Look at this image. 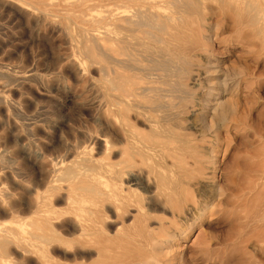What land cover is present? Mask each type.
I'll return each mask as SVG.
<instances>
[{
	"label": "rangeland",
	"instance_id": "rangeland-1",
	"mask_svg": "<svg viewBox=\"0 0 264 264\" xmlns=\"http://www.w3.org/2000/svg\"><path fill=\"white\" fill-rule=\"evenodd\" d=\"M140 2L0 0V234L3 232L5 236L8 253L1 264L47 263V249L31 245L25 222L32 215L28 207L30 198L36 190H44L43 183L57 180L56 184L66 186L72 178L70 172L81 176L98 163H108L99 177L102 183L112 187L116 171L119 180L116 186L124 191L129 188L130 191L122 193L140 200V214H146V228L155 229L161 223L171 225L176 236L173 245L165 248L161 264H264V38L253 37L246 21L250 13L254 14L253 6L264 4V0H244L235 14L223 12L216 0H200L199 16L194 14L196 22L192 29L186 30L190 36L187 49L192 48L190 54L197 51V57L193 55V60L182 70L179 62L167 67L163 77L162 71L150 68L151 59H146L141 49L131 48L141 67L127 72L136 74L140 88L127 100V119L131 117L133 121L129 118V123L146 137L151 130L161 127L175 131L179 139L186 141L180 152L164 147L161 151L157 145H145V149V143L127 145L118 131L119 118L114 115V90L106 94L101 90L105 79L114 78V60L108 57L114 56L113 31L117 34H130V31L123 29L127 23L121 29L112 21L93 22L89 20L90 12L98 11L101 17L106 9L120 6L119 11L122 8L134 15L131 5L144 3V9L158 12L159 20L171 25H183V18L188 17L183 9L172 5L173 0ZM104 24L112 30L113 39H104L102 44L113 51L100 50L106 57L96 55L95 61L90 60L83 50L91 44L88 34ZM66 31L72 37L66 38ZM207 48L210 63L201 52ZM208 91L221 93L216 95L218 110L205 105ZM66 169L72 170L66 172ZM158 174L176 182L179 189L176 188L173 201L163 202L152 194ZM45 176L48 181L44 180ZM65 194L58 193L52 198L56 209L64 208ZM109 202L102 207V214L106 228L111 231L115 228L113 219L123 211H115V199L114 206ZM130 212L132 217L124 216L125 225L135 215V211ZM121 221L123 218L118 217L117 222ZM74 225L68 231L75 229ZM72 232L75 236L76 232ZM60 251H65L68 258L63 263L80 262L71 259L76 252L73 247H62ZM90 253L89 260L79 264L94 260L95 251Z\"/></svg>",
	"mask_w": 264,
	"mask_h": 264
},
{
	"label": "bare ground",
	"instance_id": "bare-ground-1",
	"mask_svg": "<svg viewBox=\"0 0 264 264\" xmlns=\"http://www.w3.org/2000/svg\"><path fill=\"white\" fill-rule=\"evenodd\" d=\"M94 1H97V0H94ZM127 1L128 0H126V2ZM138 1L140 2V0H138ZM199 1L200 0H173L172 5L174 4L176 6V8H178V9H183L186 12V13L184 12V16L188 14L187 18H183V20H184L183 21V25H181V24L180 25H174V24L171 25L172 23L169 24V23H166L165 21H163L162 19L159 20V17H158L159 13L155 12V11H148V10H150L148 8L144 9L145 6H146L144 3L143 4H139V3H135L134 4L133 3V5H131L135 9L134 15H130L129 13H127L128 11L126 12V10H121L122 8L119 11L118 8L120 6L117 7V8L115 7L116 9H114L112 7L109 8V9H106L105 10V12H106L105 15L101 16V17L99 16L98 13H96L98 11H96V12L92 11V12L89 13V18H90L89 20H91L93 22L99 21L101 19L108 20V21H112L111 23L114 22L115 25L117 24V27H119L121 29H122L121 26H124L123 23H125V24L127 23V26H125L123 29L125 31H127V29L130 31V34H128V33H119V34H117V33H115V31H113L114 32V51H113V48H109L106 45L102 44V40L108 39V38H112V35H113L112 30L109 27H107V25H105V24L102 25V26H97V28H94L93 31H91L92 32L91 34H88V35H90L89 41L91 42V44L88 47L84 46V49H83L84 53L86 55H88V56H86L85 54L84 55L86 57H89L90 60L94 59L96 57V55H100L101 57H106V55H107L106 51H113L114 52V56H110V54L108 55L109 58L111 57V59L114 60V62L112 61V63L115 64L114 73L112 72L113 75H114V78H112V79H105L104 78L105 80L102 83L103 85H102V89L101 90H102V93H105V94L108 93V92H111L112 90H114V115L119 118L118 131L124 137V139L126 140V144L127 145H129V144L133 145V144H137V143L138 144L139 143H141V144L145 143L144 144V148L146 147L145 145H151V146L152 145H154V146L157 145V146H160V150H161V147H164V148H166V150L168 148H170L171 151L173 149L179 150V149H181L182 147L185 146L186 141L182 140V139H179L178 136L174 133L175 131H172V130H170L167 127H161V128L158 127L159 129L151 130V132L149 133V136L146 137L145 135L139 133L136 129L133 128V126H132L133 123H131V122L129 123V121H131L132 118L128 116L131 119L128 118L129 121L127 119V113H128V110H129V107L127 105L128 101H129L128 98L131 97V96H134V94L137 92V90L140 87L137 86L138 84L136 82V77H137L136 74L134 72H127V71L130 68L139 70V68L141 67V66H139V61L134 57L133 53L131 52V48L132 49L133 48L141 49V52H143L144 55L146 57H148L146 59H151L150 62H152V64L150 65L151 67L150 66L149 67L153 68L154 70L156 69V70L162 71V73L160 74L161 77H163V72H165L166 68L170 67V66H175L174 63H176V62H179L181 64V66H180L181 69L180 70H182L184 67H186L188 65V63H190L193 60V57H194L193 55H195V56L197 55L196 54L197 51H196L195 54H190L191 53L190 51L192 50V48L190 50L187 49V47L190 48V46L187 44V39L190 36L187 34L186 30L192 29L194 21L196 22V18L193 17L194 14L199 16V13H198L199 9H200V8H198V4H200ZM216 1H218L220 3V7H221L223 12L230 13V14H235L236 10H238V8L241 6V5H238V4H241L242 2H244V0H216ZM108 2H109V0H108ZM141 2H142V0H141ZM146 3H147V1H146ZM163 3H162V6H163ZM125 4H123V5L121 4V5L124 6V7H126V6L128 7V4L127 5H125ZM158 4H159V2L157 3V5ZM169 4L171 5V2ZM131 6H130V9H131ZM168 6H166V7H168ZM210 8H211V6H210ZM253 8H254V14H252V16H251V13H250L249 14L250 16L248 17V19L246 18L247 19L246 21H247L248 25L251 26V28H252V36L253 37L256 36V37L262 39V38H264V4H262V5H260V4L257 5L256 4L255 6H253ZM82 11H83V9H82ZM132 11H134V10H132ZM131 13H133V12H131ZM46 14H48V13H46ZM46 14H43V17H46L45 16ZM65 14H64V16H65ZM86 16H88V15H86ZM165 16H167V15H165ZM66 17H67V15H66ZM64 18H63V20H64ZM79 18H81V17H79ZM181 21H182V18H181ZM62 22H64V21H62ZM59 23H60V21H59ZM80 23H81V21H80ZM114 23H113V25H114ZM62 24H64V23H62ZM55 26H57V25H55ZM173 26H175V27L169 29L170 27H173ZM94 27H96V26H94ZM151 27L154 28V30H149L148 29V28H151ZM113 29H115V28H113ZM65 37L68 38V37H72V36L70 35V32L66 31ZM67 41H69V39H67ZM85 41H87V40H85ZM110 42H112V40ZM183 47H186L185 50L183 49ZM82 48H83V46H82ZM95 48H98V50L95 49ZM181 49L186 51V52H182ZM200 49H202V48H200ZM100 50H104V52H106L105 53L106 55H104ZM138 51H140V50H138ZM209 51L210 50L208 48L201 50V52H203L206 55L207 62L210 63ZM198 53H200V52H198ZM122 55H123V57H122ZM139 57H141V56L139 55ZM86 59H88V58H86ZM107 59L108 58H106V60ZM93 61H95V59ZM102 61L104 62V60H102ZM98 67H99V65H98ZM178 68H179V66H178ZM173 70H175V69H173ZM103 71L105 73L102 72V74L104 73V76H105V74L107 72L105 70H103ZM184 71H186V70H184ZM148 72H149V70H148ZM153 73H155V72H153ZM145 74H147V73H145ZM145 74H143V75H145ZM107 76H105V77H107ZM191 76H193V75H191ZM147 77H149V76L147 75ZM173 77H176V75L173 76ZM18 78L21 79V80L24 79L22 77H18ZM138 78H140V77H138ZM101 79H103V78L101 77ZM150 83H152V81ZM157 83H160V82H157ZM147 88H149V87H147ZM150 90H153V89H150ZM154 90L157 91L156 88ZM176 91H178V90H176ZM216 91H218V90H216ZM180 92H182V91H180ZM207 93H208V95H207V97L205 99V101H206L205 105L209 106L211 109L213 108V109L218 110L217 109L218 97L216 95H219L221 93H219V92L214 93L212 91H208ZM173 94H174V92H173ZM157 97H161V96H157ZM163 97H165V96H163ZM170 97H172V96H170ZM112 100H113V98H112ZM136 100H137V98H136ZM155 100H154V102H156ZM166 102H168V101H166ZM144 103H146V102H144ZM147 103H149V102H147ZM107 104H109V103H107ZM157 104H156V106H157ZM138 106H140V105H137V107ZM162 106H164V105H162ZM145 107H146V105H145ZM142 108H144V107H142ZM142 108H141V110H143ZM156 108H158V106ZM155 110H157V109H155ZM144 111H146V110H144ZM222 111L224 112V110H222ZM157 113H159V112H157ZM218 113H219V111H218ZM149 114H150V112H149ZM131 116H133V115L131 114ZM214 116H215V114H214ZM210 117L212 118V116H210ZM171 118H173V117H171ZM211 118H209V119H211ZM222 119L224 121H226L224 118H222ZM223 120L221 122H223ZM165 121L168 122V120H165ZM151 123H152V121H151ZM149 124H150V122H149ZM171 125H173V124H171ZM208 125H209V123H208ZM179 128H181V127H179ZM146 133H147V131H146ZM178 133H180V132H178ZM180 135H182V133ZM118 137H120V136H118ZM119 139L123 140L122 137L119 138ZM143 139L145 141H143ZM186 139H187V137H186ZM135 146H137V145H135ZM147 148H150V147H147ZM158 149H159V147H158ZM168 151H170V150H168ZM179 152H180V150H179ZM132 153L134 154V152H132ZM119 157H121V156H119ZM122 160H124V158ZM137 160H139V158ZM123 163H124V161H123ZM105 165H108V163L105 164ZM105 165L103 163L93 164V166L90 167V171L88 170L89 173L83 172L85 174H83L81 176H79L78 174H77L78 176L77 175L73 176V172H70L72 169L70 171H69V169L68 170L66 169L67 170L66 172H70L69 176H71V174H72V176H71L72 178L70 180H67L68 184L66 186L64 185L62 187V186H60V184L59 185L56 184L57 180L56 181L53 180V181H51L49 183H46V184H44L42 182L43 185H45L44 186V190H42V191L36 190L35 191L36 194L32 198H30L31 199L29 201L30 202V206H28V207L30 208V211H31L29 213L32 214V215H31L29 221H25V222L29 226V233L31 235H29V233L26 234V235L31 236V240H32V244L31 245L32 246L40 248V249L41 248L47 249L48 258H47L46 262L48 264H66V263H63V261H65V260L67 261L68 258H67V255H66L65 251H63V252L60 251V249H62V247H65V249H66V247L67 248L68 247H73L76 252H75V255L73 254L74 258H71V259H75V261L78 259V260H80V262L82 260H87V258L92 256L90 251L91 252L95 251V255H94L95 259L90 261V263H88V264H161L162 261H163V259H162L163 253L166 250L165 248L173 245V238L176 235H175L174 231L171 229V225L170 224H166L165 225V223H163V224L162 223L161 224L157 223L159 226L158 225H157L158 227L155 226L156 227V228L154 227L155 229H148V228L145 227L146 226V224H145L146 220H144V217L146 218V214H140V209L142 210V205L140 204V200L139 199H132L130 197L129 193H128V195L122 193V192L126 193V192L130 191L129 188L125 189V191H124V190L120 189L118 186H116L118 184L116 182L119 181L118 179H116V176H117V174L115 175L116 171L114 172V185L112 187L111 186L108 187V186H106L107 184L105 182L104 183L106 185L101 182L99 177L103 176L101 171L106 170V166ZM117 167H118V165H117ZM128 167H130V166H128ZM61 169H62V165L59 168V170L61 171ZM153 170H155V169H153ZM153 170H152V173H154ZM49 171H50V169H49ZM55 172L56 171H54V173ZM130 172L127 171V173L129 175H133ZM123 173H124V171H123ZM56 174H57V172L55 173V175ZM66 174H68V173H66ZM66 174L64 175V173H63L64 176H68ZM55 175L53 177H55ZM151 175H153V174H151ZM45 177L46 178H44V180L46 179L48 181L47 176H45ZM167 177H169V176H167ZM167 177L158 174V175H156V178H154V179H156V187L154 188L152 194L155 195L156 197H158L160 200L162 199L163 202L171 201L172 198H174L176 192L178 191L176 189V188H178L176 182L175 181H170V179H168ZM67 181H65V183ZM40 184L41 183H39V187L41 186ZM43 185L40 187L41 189L43 188ZM62 192L63 193L66 192V194L64 195L65 196L64 197L65 201H62L63 203L65 202V206H63L64 207L63 209L58 210V209H56V207L52 203V198L55 197L58 193L60 195V193H62ZM176 196H177V194H176ZM114 199L116 201L115 211L117 213H118V211H123V213L122 214H117V216H115V218L113 219V221L115 223V225H114L115 228L110 231V230H108L106 228V225L104 224L103 214H102V211H103L102 207L109 200H110L109 203L114 206ZM149 199H150V197H149ZM111 201H113V202H111ZM132 210L135 211V215H133L132 219L130 218L131 220L129 219L130 221H128L129 222L128 225H125V222L127 220L124 219L125 218L124 216L130 215L132 217L131 212H130ZM7 211H9V210L7 209ZM27 211H29V210H27ZM118 217H122L123 221H121L120 223L117 222ZM126 218H128V217H126ZM67 221H68V224L66 223L67 225L64 226V223L67 222ZM26 223H25V225H27ZM72 223H75L74 226L76 228L73 229V230L76 232L75 233L76 237L73 236L74 235V233L72 232L73 230L72 231H68V230H71L70 227L72 226ZM168 223H169V221H168ZM129 224H131V225H129ZM63 227H66V229L63 228ZM107 227H109V226H107ZM0 231H2V230L0 229ZM3 231H5V230H3ZM2 233L0 234V264H1L2 258L4 257V254L7 253L6 252L7 249H5V245H4L6 239L4 238L5 237L4 235L2 236ZM22 235H24V233ZM68 236H73V237L69 238ZM7 239H9V238H7ZM7 242L10 243L9 241H7ZM20 251H22V250H20ZM24 251H25V249H24ZM42 253H44V252H42ZM31 255H29V256H31ZM22 258H23V255H22ZM27 259H28V257H27ZM84 263L87 264L86 262H84Z\"/></svg>",
	"mask_w": 264,
	"mask_h": 264
}]
</instances>
